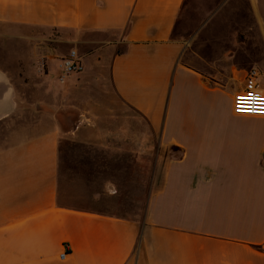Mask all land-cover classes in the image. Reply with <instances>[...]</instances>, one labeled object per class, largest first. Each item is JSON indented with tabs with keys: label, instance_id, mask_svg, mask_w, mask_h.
Masks as SVG:
<instances>
[{
	"label": "crops",
	"instance_id": "obj_1",
	"mask_svg": "<svg viewBox=\"0 0 264 264\" xmlns=\"http://www.w3.org/2000/svg\"><path fill=\"white\" fill-rule=\"evenodd\" d=\"M186 1L0 0V264H264V117L237 112L243 85L186 62L173 39ZM60 45L83 48V74L109 65L105 90L167 151L142 221L62 187L60 118L81 114L80 138L97 131L70 103L85 81L57 80ZM44 55L48 76L35 71Z\"/></svg>",
	"mask_w": 264,
	"mask_h": 264
},
{
	"label": "rangeland",
	"instance_id": "obj_2",
	"mask_svg": "<svg viewBox=\"0 0 264 264\" xmlns=\"http://www.w3.org/2000/svg\"><path fill=\"white\" fill-rule=\"evenodd\" d=\"M173 39L185 43L186 62L214 77L220 87L241 89L246 72L253 68L261 73L264 86V0H187ZM57 50L59 58L72 50L84 54L77 45H60ZM83 73L74 75L85 82L70 103L82 108L88 119L81 120L97 132L80 138L74 130L81 114L69 123L64 115L60 118L71 133L62 149V187L84 208L142 221L150 179L159 172L157 162L167 151L159 149L156 137L151 143L144 120L105 90L102 84L109 80V65ZM28 77L40 81L34 71ZM123 128L124 137L107 136ZM108 186L116 192L111 194Z\"/></svg>",
	"mask_w": 264,
	"mask_h": 264
},
{
	"label": "built area",
	"instance_id": "obj_3",
	"mask_svg": "<svg viewBox=\"0 0 264 264\" xmlns=\"http://www.w3.org/2000/svg\"><path fill=\"white\" fill-rule=\"evenodd\" d=\"M49 57L47 55L38 58L36 63L37 72L43 76H48L50 73ZM59 75L58 82H65L74 75H79L84 71L82 57L76 50H72L67 56L59 59ZM261 73L253 68L246 72L242 91L235 96V105L238 113L248 114L253 116L264 117V90L260 87ZM69 254L68 245H64V252L60 255V260L67 259Z\"/></svg>",
	"mask_w": 264,
	"mask_h": 264
},
{
	"label": "water",
	"instance_id": "obj_4",
	"mask_svg": "<svg viewBox=\"0 0 264 264\" xmlns=\"http://www.w3.org/2000/svg\"><path fill=\"white\" fill-rule=\"evenodd\" d=\"M108 190L111 194H114L116 192L113 186H108Z\"/></svg>",
	"mask_w": 264,
	"mask_h": 264
},
{
	"label": "clouds",
	"instance_id": "obj_5",
	"mask_svg": "<svg viewBox=\"0 0 264 264\" xmlns=\"http://www.w3.org/2000/svg\"><path fill=\"white\" fill-rule=\"evenodd\" d=\"M261 103H264V102H261Z\"/></svg>",
	"mask_w": 264,
	"mask_h": 264
}]
</instances>
